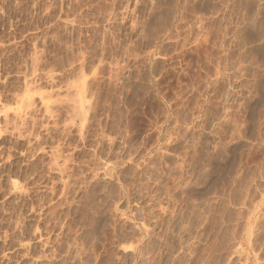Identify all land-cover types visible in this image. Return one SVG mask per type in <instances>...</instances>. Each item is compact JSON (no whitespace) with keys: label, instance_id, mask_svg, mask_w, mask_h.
<instances>
[{"label":"rangeland","instance_id":"1","mask_svg":"<svg viewBox=\"0 0 264 264\" xmlns=\"http://www.w3.org/2000/svg\"><path fill=\"white\" fill-rule=\"evenodd\" d=\"M0 264H264V0H0Z\"/></svg>","mask_w":264,"mask_h":264},{"label":"bare ground","instance_id":"2","mask_svg":"<svg viewBox=\"0 0 264 264\" xmlns=\"http://www.w3.org/2000/svg\"><path fill=\"white\" fill-rule=\"evenodd\" d=\"M200 6H202V4L200 5ZM216 8V7H215ZM166 13V12H165ZM168 14V13H167ZM249 14V13H248ZM168 16V15H167ZM152 31V30H151ZM159 31V30H158ZM151 36V35H150ZM257 88V87H256ZM252 107V106H251ZM254 109V108H253ZM252 110V109H251ZM234 151V150H233ZM212 166V165H211ZM103 221V220H102Z\"/></svg>","mask_w":264,"mask_h":264}]
</instances>
